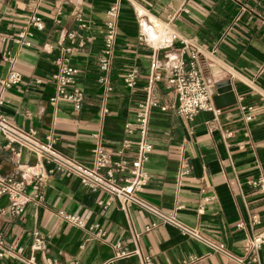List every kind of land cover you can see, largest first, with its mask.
Returning a JSON list of instances; mask_svg holds the SVG:
<instances>
[{"label": "crops", "instance_id": "1", "mask_svg": "<svg viewBox=\"0 0 264 264\" xmlns=\"http://www.w3.org/2000/svg\"><path fill=\"white\" fill-rule=\"evenodd\" d=\"M114 8V14L109 11ZM170 22L175 38L155 56L161 80L152 96L166 110L152 111L147 140L152 145L144 170L148 182L140 198L165 217L194 230L198 239L133 204L82 186L74 175L55 172L42 155L14 146L0 149V178L29 184L28 201L15 215L0 195V236L5 245L33 256L37 264H264V1L263 0H0V114L60 156L93 167L92 150L115 153L126 124L145 98L152 46L138 40L148 19ZM115 30L107 71L99 68L106 31ZM23 33L24 39H18ZM150 36L153 35L149 32ZM181 40L211 84L228 81L236 103L217 115H178L166 85L165 53L180 56ZM64 59L77 69L80 107L58 99L57 77ZM15 71L20 80L6 85ZM134 76L132 87L125 83ZM104 76L106 85L98 83ZM135 140V135L128 137ZM1 146H3V143ZM18 151V155L15 152ZM122 158L131 160L133 152ZM39 181L41 199L32 184ZM108 202L107 207L98 202ZM59 212L78 216L83 228L67 224ZM256 222L252 223L251 218ZM240 226V227H239ZM46 248L32 251V235ZM222 248V252L217 247ZM0 264H22L3 256Z\"/></svg>", "mask_w": 264, "mask_h": 264}, {"label": "built area", "instance_id": "2", "mask_svg": "<svg viewBox=\"0 0 264 264\" xmlns=\"http://www.w3.org/2000/svg\"><path fill=\"white\" fill-rule=\"evenodd\" d=\"M264 1V0H263ZM114 8H111L109 13L114 14ZM176 14L169 15L166 21H160L155 18L147 20L142 32L138 34V40L144 44L152 46L154 54L149 65V79L144 87L145 98L139 105L136 113L134 124H126L125 138L121 141L120 149L115 152H107L102 147H95L92 150L93 167L87 168L69 159H66L57 154L50 146V144H42L34 137L32 131H22L11 124L7 118L0 114V142L3 143L2 147L12 148L17 146L18 149L25 148L29 151H35L42 155L46 163L54 165V171L64 175L76 176L82 186L90 189L91 191H101L116 198L124 210L128 204H133L141 210L158 216L164 222L175 225L183 234L189 235L198 239V235L194 230L185 228L175 222L173 217H165L159 214L154 208L148 205L140 198V193L148 182V176L144 170V164L148 160V156L152 150V145L147 140L148 126L150 116L153 110L159 109L165 111V106L160 104L153 98L152 92L155 83L161 80L162 67L159 60L155 56L158 49H168L175 38V35L170 27V22L174 19ZM149 32L153 35L150 36ZM115 30L110 25L106 31L103 46V56L100 60V70L107 71L110 63V57L115 45ZM18 39H24V34H18ZM180 56L165 53L163 59L167 65L165 69L168 71V78L166 85L172 90L175 96V112L191 120L199 112H209L212 115H217L219 110L215 108L212 101L211 84L207 81L198 68L196 55L197 52H190L189 59L185 62L181 54L187 51L189 44L181 40ZM77 69L70 65L64 59L61 65L60 73L57 77V94L52 99L55 102L62 99L72 104L75 109L80 107L82 99V91L75 85L74 77ZM20 80L17 72L12 71L8 75L6 85L15 84ZM98 83L106 85L107 90H110L104 76L99 77ZM125 83L127 86L132 87L134 84V76L129 75ZM135 135V140L132 141L128 137ZM17 150L15 155H18ZM125 152H133L134 158L126 160L122 158ZM39 181L32 184L34 189V197L41 199L42 195L39 191ZM29 182L25 180L15 181L11 178H0V195L4 194L9 199L8 209L11 213L18 215L23 211V205L28 201L25 197L24 190ZM100 206L107 207L108 202H98ZM61 217L67 224L75 228H83L84 222L78 216L65 214L59 212ZM252 223L256 222L255 217L251 218ZM240 227V226H239ZM264 244V237L260 234L257 235L249 244V248L253 251L258 249ZM46 248L45 241L37 233L32 235L31 250L42 251ZM222 252L219 246L216 248ZM139 260V264H153L149 257L140 256L134 252ZM3 256H10L17 259L22 264H37L33 256L24 258L21 256V249H15L12 245H5L0 236V258ZM239 264L242 262L235 259ZM46 264H56L54 260H47ZM183 264V263H182Z\"/></svg>", "mask_w": 264, "mask_h": 264}, {"label": "water", "instance_id": "3", "mask_svg": "<svg viewBox=\"0 0 264 264\" xmlns=\"http://www.w3.org/2000/svg\"><path fill=\"white\" fill-rule=\"evenodd\" d=\"M213 104L216 109H222L232 106L236 103V98L231 90L228 81H223L215 86V94L212 97Z\"/></svg>", "mask_w": 264, "mask_h": 264}]
</instances>
